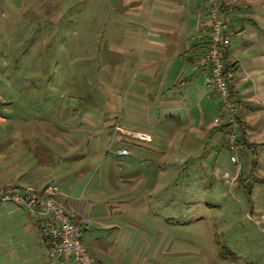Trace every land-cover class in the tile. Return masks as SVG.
Segmentation results:
<instances>
[{
    "label": "rangeland",
    "instance_id": "rangeland-1",
    "mask_svg": "<svg viewBox=\"0 0 264 264\" xmlns=\"http://www.w3.org/2000/svg\"><path fill=\"white\" fill-rule=\"evenodd\" d=\"M231 1L254 145L234 150L185 51L207 0H0V189L56 186L100 264H264V0ZM50 261L37 218L0 206V264Z\"/></svg>",
    "mask_w": 264,
    "mask_h": 264
},
{
    "label": "built area",
    "instance_id": "built-area-1",
    "mask_svg": "<svg viewBox=\"0 0 264 264\" xmlns=\"http://www.w3.org/2000/svg\"><path fill=\"white\" fill-rule=\"evenodd\" d=\"M207 3L205 21L201 25L207 48L199 57L197 67L206 71V84L225 101L228 113L224 118L216 119L215 123L220 125L225 121L229 126L230 144L234 150L239 146L240 120L232 93L235 73L227 65L225 57L231 54L236 10L229 5L222 10L219 0H207ZM138 137L151 140L150 137ZM119 155L127 156L129 152L120 150ZM232 160L238 162L236 156ZM59 196L56 186H49L44 190L7 187L0 190V206L15 203L37 218L49 245V264H100L84 243L85 226L73 221L67 209L58 203Z\"/></svg>",
    "mask_w": 264,
    "mask_h": 264
},
{
    "label": "crops",
    "instance_id": "crops-1",
    "mask_svg": "<svg viewBox=\"0 0 264 264\" xmlns=\"http://www.w3.org/2000/svg\"><path fill=\"white\" fill-rule=\"evenodd\" d=\"M221 1V3H226L228 5H232V4H235L237 7L238 4L237 2L233 3V1L231 0H219ZM243 7H239L237 8L238 10V15H237V19L238 21H235V25H234V29L232 30V35H240L244 32V30L247 28V24L245 23V21L242 20V17H241V13L244 11V9H242ZM246 8H249V6H245V9ZM247 10V9H246ZM206 16V15H205ZM205 19L203 20V17H201L200 19V27L198 29V33L200 34V42L198 43H194L193 41H188L186 44H185V51L188 52L187 54V57L190 58V62L192 64H194L193 60L194 58H198V56L200 57V55L203 53L204 49H205V44H206V37L204 36V34L201 32L200 28H201V23L204 22ZM199 44V45H198ZM236 56V53L231 49V57L234 58ZM198 60V59H197ZM196 66V69L198 72L202 71L204 74H206V71L203 70V69H199L197 67V62L195 64ZM209 88L213 89L212 87L209 86ZM214 90V89H213ZM215 91V90H214ZM124 132L126 134H129V135H135V136H139L140 134L139 133H135V132H131V131H128V130H124ZM120 156V155H119ZM58 203L61 205L60 201L58 200ZM64 207V206H63ZM66 208V207H65ZM67 209V208H66ZM68 211V209H67ZM69 213V212H68ZM73 219L74 222L76 223H84L86 226H87V222H89V220H86L84 219L81 215H78V214H75V213H69ZM84 225V226H85ZM86 229V228H85ZM86 231V230H85ZM87 246V245H86Z\"/></svg>",
    "mask_w": 264,
    "mask_h": 264
},
{
    "label": "trees",
    "instance_id": "trees-1",
    "mask_svg": "<svg viewBox=\"0 0 264 264\" xmlns=\"http://www.w3.org/2000/svg\"><path fill=\"white\" fill-rule=\"evenodd\" d=\"M220 4H221V9L222 10L227 9L228 4L221 3V1H220ZM206 48H207V45L205 44V49H204L203 53L206 51ZM197 59H199V56H198ZM225 61H226L227 65L234 70L235 80H236V74H237V72H238V70L240 68L239 62L234 61L233 58L231 57V54L230 53L226 55ZM235 80L232 83V93H233V98L235 99L237 105L240 106L242 104V101L240 100V96H239L238 91L236 89ZM243 115H245V114L240 113L239 116H238L239 117V120H240V131H239L240 136H239L238 144H241L242 147H244V146L245 147H252L254 145H253V143H249V140H248V130H247V126H246V120L244 119V116ZM217 126L220 127V128H222V129H228V133H227L228 138H227V140H228V145L231 148L229 126L225 123V121L222 124L217 125ZM242 147H240V148H242ZM256 168H257V165H256Z\"/></svg>",
    "mask_w": 264,
    "mask_h": 264
}]
</instances>
